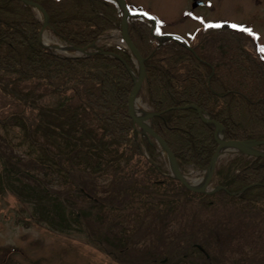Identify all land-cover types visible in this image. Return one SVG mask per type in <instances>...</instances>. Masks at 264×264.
I'll return each instance as SVG.
<instances>
[{"label": "trees", "instance_id": "trees-1", "mask_svg": "<svg viewBox=\"0 0 264 264\" xmlns=\"http://www.w3.org/2000/svg\"><path fill=\"white\" fill-rule=\"evenodd\" d=\"M33 1L46 10L53 33L79 47L121 25L116 0ZM128 21L145 59L146 96L155 113L151 125L183 171L205 170L218 146L214 127L188 104L221 122L226 139H264V59L250 34L227 25L203 27L187 47L176 38L158 37L145 17L132 15ZM41 28L32 4L0 0V91L15 107L0 115V138L26 158L17 170L43 168L64 184H75L90 204L86 208L97 209L114 227L127 223L121 226L123 237H132L153 215L163 228L174 224L170 235H190L189 247L200 252L203 246L192 236L215 241V228L252 243L239 238L234 225L264 230V157L235 154L216 167L219 189H187L159 159L155 140L139 133L129 115L130 68L136 70L130 52L111 45L103 49L119 57L58 56L42 45ZM209 40L223 48L214 62L204 53ZM186 217L192 222L182 224Z\"/></svg>", "mask_w": 264, "mask_h": 264}, {"label": "rangeland", "instance_id": "rangeland-1", "mask_svg": "<svg viewBox=\"0 0 264 264\" xmlns=\"http://www.w3.org/2000/svg\"><path fill=\"white\" fill-rule=\"evenodd\" d=\"M127 1L153 15L162 33L190 40L188 34H195L210 22L243 24L264 49V0H211L210 6L196 9L191 0ZM119 37L115 28L102 35L98 43L124 45ZM42 41L54 52L64 53L54 45L61 41L50 28L43 30ZM203 48L213 62L222 56L223 48L215 40L207 41ZM64 54L83 53L72 50ZM140 93L150 110L144 86ZM10 98L0 91V115L15 108ZM233 153L221 155L219 162L229 160ZM162 157L159 159L169 168L167 157ZM23 160L26 158L20 151L10 149L0 138V264H264V230L236 223L234 231L241 239H254L250 244H242L237 236L220 228H215V235L219 233L215 241L202 242L199 235H193L192 240L198 246L202 244L205 253L189 247L190 235H170L176 229L174 224L163 228L162 222L151 215L132 237H123L120 230L126 222L114 223V227L97 209L86 210L90 204L75 184H64L52 172L32 167L20 173L17 163ZM185 175L197 181L203 172L190 169ZM187 222H192V217L182 220V224Z\"/></svg>", "mask_w": 264, "mask_h": 264}, {"label": "water", "instance_id": "water-1", "mask_svg": "<svg viewBox=\"0 0 264 264\" xmlns=\"http://www.w3.org/2000/svg\"><path fill=\"white\" fill-rule=\"evenodd\" d=\"M28 1L31 2V0H28ZM117 1L119 2L120 6L123 9L122 35L125 39L127 46L129 47L130 51L132 52V54L134 55V57L136 58L137 63H138V76L135 77V79H134V84H133L132 90H131L130 95H129V100H128L129 114L133 118L134 122L137 123L142 128V130L144 132L153 136L159 142V144L162 146V148L164 149V152L166 153V155L168 157L170 168H171L174 176L177 177L187 188H189L193 191L208 192L207 187L213 178L216 163H217L218 157H219L222 149H229V150H233L236 152H242V153L252 155V156H263L264 157V150L259 149L257 147L259 144L264 143V139H262V140H229V139H225L223 136V133H224L223 124H221L220 122H218L216 120H213L209 116L205 115L201 111V109H199L196 105L191 104L189 106H194V107L198 108V110L200 112V116L202 117V119L205 122L210 123V124L215 126V137H216V140L218 142V147H217L215 154L212 157V160H211V163H210L208 169L206 170L203 181L200 184L196 185V184L190 183L187 180V178L184 175L181 167L179 166V163H178L177 158L175 157L173 151L171 150L169 145L166 143V141L154 131V129L152 128V126L149 123V120L153 116L154 113L153 112H147L144 114H138L135 111V100H136L137 94H138L139 90L141 89L143 82L145 80L146 69H145L144 59H143L141 53L139 52V50L137 49L136 45L134 44V42L132 41V39L129 35V31H128V27H127V17L130 15V12H129V8L127 6V2H126V0H117ZM36 5H37V7H39L41 9V11L44 14V18H45L44 26H45L48 24V15L45 12V10L41 8L40 5H38V4H36ZM154 25H155V23H154Z\"/></svg>", "mask_w": 264, "mask_h": 264}, {"label": "bare ground", "instance_id": "bare-ground-1", "mask_svg": "<svg viewBox=\"0 0 264 264\" xmlns=\"http://www.w3.org/2000/svg\"><path fill=\"white\" fill-rule=\"evenodd\" d=\"M58 49L62 50L63 52L66 51L68 52L69 50H72L73 47L72 46H67V45H63V44H60V45H56L54 44ZM135 111L138 113V114H144L148 111L147 107H146V104L143 102V98H142V95L141 93L139 92V94L137 95L136 97V100H135ZM229 151L227 149H222L221 150V154L222 155H225L227 154ZM191 181V180H190ZM202 181V178L197 180V181H191L193 183H200Z\"/></svg>", "mask_w": 264, "mask_h": 264}, {"label": "flooded vegetation", "instance_id": "flooded-vegetation-1", "mask_svg": "<svg viewBox=\"0 0 264 264\" xmlns=\"http://www.w3.org/2000/svg\"><path fill=\"white\" fill-rule=\"evenodd\" d=\"M208 3H210L209 0H204V3H203V4H200V5L197 6L196 8H198V7H202V6H209Z\"/></svg>", "mask_w": 264, "mask_h": 264}, {"label": "snow or ice", "instance_id": "snow-or-ice-1", "mask_svg": "<svg viewBox=\"0 0 264 264\" xmlns=\"http://www.w3.org/2000/svg\"><path fill=\"white\" fill-rule=\"evenodd\" d=\"M261 51H264V49H261Z\"/></svg>", "mask_w": 264, "mask_h": 264}]
</instances>
